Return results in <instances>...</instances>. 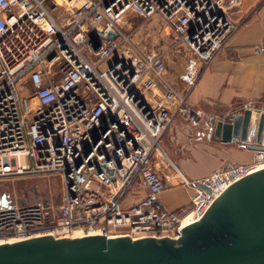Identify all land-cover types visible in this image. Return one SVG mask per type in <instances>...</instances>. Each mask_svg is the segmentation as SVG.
I'll return each mask as SVG.
<instances>
[{
	"label": "built area",
	"instance_id": "2783aa9c",
	"mask_svg": "<svg viewBox=\"0 0 264 264\" xmlns=\"http://www.w3.org/2000/svg\"><path fill=\"white\" fill-rule=\"evenodd\" d=\"M224 0H0V179L56 173L58 201L38 197L0 204V240L40 234L176 236L238 177L264 166V150L246 163H223L201 179L164 164L174 147L160 142L201 69L235 31ZM69 12L63 22L56 12ZM127 12L157 14L167 47L186 54L179 89L163 77L167 49L121 30ZM113 33L114 37L108 36ZM97 34L100 44L93 47ZM264 63V40L253 46ZM163 83L165 97L151 94ZM159 152V153H158ZM161 158V159H159ZM168 166L189 190L184 207L160 200ZM142 194L134 200V195Z\"/></svg>",
	"mask_w": 264,
	"mask_h": 264
},
{
	"label": "water",
	"instance_id": "95a60500",
	"mask_svg": "<svg viewBox=\"0 0 264 264\" xmlns=\"http://www.w3.org/2000/svg\"><path fill=\"white\" fill-rule=\"evenodd\" d=\"M92 42L93 47L100 44L97 34ZM207 120L209 134L222 142L264 150L261 103ZM0 204H7L4 195ZM206 209L174 237L40 234L0 242V264H264V166L232 181Z\"/></svg>",
	"mask_w": 264,
	"mask_h": 264
},
{
	"label": "crops",
	"instance_id": "0c3cea01",
	"mask_svg": "<svg viewBox=\"0 0 264 264\" xmlns=\"http://www.w3.org/2000/svg\"><path fill=\"white\" fill-rule=\"evenodd\" d=\"M231 1L236 4L232 8V15L238 27L227 36L223 48L213 56L209 65L199 72L198 80L187 97L190 111L174 117L185 116V126L187 124V130L192 132L191 140L187 143L189 159L185 161L182 158L181 146L180 151H176L174 119L164 134L167 137L165 145H175L172 157L168 158L172 163L180 164V171L190 179H201L221 163H246L254 153V149L244 144L222 142L208 134L203 139L200 134L202 128L210 127L207 120L210 115L224 118L233 111L241 110L246 103L264 105V63L260 55L253 52V46L264 40V0ZM164 91L163 83L154 81L150 85V92L156 97L166 98ZM180 142L184 150L186 141L180 139ZM162 171L166 175L164 169ZM165 181L166 187L159 194L163 206L169 210L186 206L189 190L179 178L177 180V174L172 172ZM141 195H134V200Z\"/></svg>",
	"mask_w": 264,
	"mask_h": 264
},
{
	"label": "rangeland",
	"instance_id": "374dc122",
	"mask_svg": "<svg viewBox=\"0 0 264 264\" xmlns=\"http://www.w3.org/2000/svg\"><path fill=\"white\" fill-rule=\"evenodd\" d=\"M68 10L64 9L62 6L59 12H56L55 15L60 17L61 22H63L65 16L68 14ZM121 30L125 31H133V33L138 36H144L147 40L151 41V43H156L160 48L167 49L166 39L161 40V38H165L167 33V27H165L164 22L161 17L157 14H152L149 17L143 18L142 16L135 15L132 12H127L122 18V22L120 24ZM186 54L182 51L181 48H168L166 51V56L164 58V62L166 63V69L163 77L171 83H173L177 88L181 86V81L179 79V74L183 70V66L185 64ZM161 96V94L159 93ZM156 96V95H155ZM185 117V116H184ZM179 117L174 119L175 121V136H176V151L177 153L180 151L179 146H181L180 154H183L182 158L189 159L190 150L187 149V143L191 140V131L187 130L185 123L186 117ZM184 126H181V125ZM178 126V128H177ZM184 128V129H183ZM183 130H185L183 132ZM210 127H205L201 129V136L204 139L207 134L210 132ZM164 136V135H163ZM166 136L163 137L160 144L164 150L168 148L175 147L174 144H171L170 147L166 146ZM180 139L186 141V147L184 150L182 148V144ZM219 145V143H217ZM219 149V147H218ZM180 156V155H178ZM205 157V156H204ZM161 159V158H159ZM182 161V160H181ZM180 161V162H181ZM184 161V160H183ZM223 164V163H221ZM178 168L180 169V164L177 163ZM218 167V166H217ZM216 167V168H217ZM215 168V169H216ZM214 169V170H215ZM166 172V176L172 174L173 168L168 166L164 169ZM213 171V170H212ZM62 184L59 176L56 173H47V174H24L23 176L17 177H8L0 179V193L7 192L10 194L12 200L16 199H33L36 194L38 197L52 199L54 202L58 201V196L61 190ZM74 233H80V231H75Z\"/></svg>",
	"mask_w": 264,
	"mask_h": 264
},
{
	"label": "bare ground",
	"instance_id": "6f19581e",
	"mask_svg": "<svg viewBox=\"0 0 264 264\" xmlns=\"http://www.w3.org/2000/svg\"><path fill=\"white\" fill-rule=\"evenodd\" d=\"M162 159H163L162 161L164 162V164H167V165H168L167 162H172V161H170V159L168 157L166 158V160L163 157H162ZM189 220H192V216L190 214H188V216H185L182 219V225L185 224V223H187ZM89 233L90 234H99V231H97V230L96 231H90ZM81 235L82 234H80V233H74L73 234L74 237L81 236ZM0 242H1V240H0Z\"/></svg>",
	"mask_w": 264,
	"mask_h": 264
}]
</instances>
